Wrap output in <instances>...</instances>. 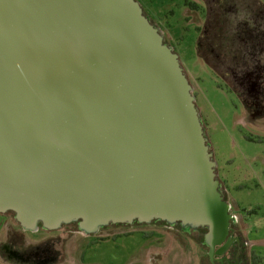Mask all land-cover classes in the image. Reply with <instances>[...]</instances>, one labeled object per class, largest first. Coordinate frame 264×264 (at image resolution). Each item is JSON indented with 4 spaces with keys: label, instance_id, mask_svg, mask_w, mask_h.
Instances as JSON below:
<instances>
[{
    "label": "water",
    "instance_id": "water-1",
    "mask_svg": "<svg viewBox=\"0 0 264 264\" xmlns=\"http://www.w3.org/2000/svg\"><path fill=\"white\" fill-rule=\"evenodd\" d=\"M179 54L138 0H0V213L25 230L235 215ZM231 239L229 240V242Z\"/></svg>",
    "mask_w": 264,
    "mask_h": 264
},
{
    "label": "rangeland",
    "instance_id": "rangeland-1",
    "mask_svg": "<svg viewBox=\"0 0 264 264\" xmlns=\"http://www.w3.org/2000/svg\"><path fill=\"white\" fill-rule=\"evenodd\" d=\"M138 1L179 54L194 88L222 190L232 204L231 211L237 215L236 228L247 241V255L252 256L253 264H264V113L256 112L253 104H245L242 97L247 101L250 97L245 96L242 84L234 79L235 67L229 66L234 47H240L238 53L242 58L245 53L251 55V65L259 58L253 54L259 37L254 41L248 33L250 26H259L257 18L264 14L254 15L246 8L253 3V11L264 12V0H234L227 9L221 8L219 16L229 21L231 32L209 43L228 54L220 57L211 55L206 44L198 50L206 16L203 0ZM189 3L197 6L191 7ZM208 35L203 34L206 43ZM218 61L224 65H218ZM228 66L232 68L230 74ZM235 71L240 73V69ZM12 220L18 224L13 216ZM4 224L0 217L2 238ZM201 237L198 231H188L180 224L153 221L110 225L92 234L73 226L43 238L27 233L25 241L32 244L51 240V246L61 252L59 255L74 264H209L208 248L201 243ZM0 264H6L2 255Z\"/></svg>",
    "mask_w": 264,
    "mask_h": 264
},
{
    "label": "flooded vegetation",
    "instance_id": "flooded-vegetation-1",
    "mask_svg": "<svg viewBox=\"0 0 264 264\" xmlns=\"http://www.w3.org/2000/svg\"><path fill=\"white\" fill-rule=\"evenodd\" d=\"M220 0H203L205 7H206V16L204 21V27L201 28L200 33L203 37V34L207 33L210 35L213 34V30L216 32L217 38H221L224 34L228 36L231 32L230 30V23L227 19H222L219 16L221 12V8L227 9L228 7L233 4L234 0H221L223 3H219ZM246 8L250 13L256 14H264L262 10L253 11V3L249 4ZM210 8H212V17L209 18V13L211 12ZM257 19L259 27L257 24L252 25L250 27L251 30L249 31V37L253 38L254 41L256 38L259 37L258 42L255 41L256 46L253 50V54L255 56L259 55V58L254 59V64L251 65V55L247 53L240 55L238 52L241 51L240 47L232 49V65L235 69H240V73L237 75L235 69H233V76L237 82H240L244 88V93L246 97H250L245 99L242 97L246 105L253 104L256 112L264 113V42L262 43V38H264V16H260ZM208 30L207 33L205 31ZM229 30V32H228ZM241 29L239 30V33ZM244 34V33H243ZM241 32V36L243 35ZM208 35V37H209ZM238 36V35H237ZM263 36V37H261ZM211 37V36H210ZM165 41H166V37ZM168 43V42H167ZM206 44L209 53L211 55H215L220 57V55H228L223 51L217 49L212 44L205 43L203 40L198 44V50H202L204 47L203 45ZM249 46L254 47L250 43ZM203 47V48H202ZM251 54V53H250ZM240 55V56H237ZM222 61V60H221ZM221 61H218V65ZM226 67L228 74L232 72V68ZM222 68H218L220 70ZM224 70V69H222ZM254 91V92H253ZM242 96V95H241ZM249 107V106H248ZM252 107V106H251ZM252 107V108H253ZM221 182V188L224 189L223 183ZM223 191V190H222ZM224 193V192H223ZM225 198L226 195L224 193ZM228 201V199H226ZM229 202V201H228ZM230 203V202H229ZM231 204V203H230ZM233 209L231 204V210ZM14 217V213L9 211L5 213H0V217L4 220V236L2 238V234H0V256L2 255L4 259V263L6 264H74V261L67 260L64 257H61L59 254L61 252L57 251L55 247L51 246V240L42 241L36 243H28L25 241L27 237V233L35 234L41 238L48 236L49 233H52L55 230H48L40 226L36 231H30L23 229L19 224H14L12 221V216ZM235 215V220H237V215ZM15 219V218H14ZM234 222L231 225V230L229 234V238L225 240L223 243L218 244L214 247L215 254L212 256L209 254L210 246L204 242V234L206 232L202 231L201 229H196L194 231L199 232V236H203V240L201 243L208 248V261L209 264H253L252 256L250 254L247 255L246 245L247 241L244 239L242 233L237 230V223ZM114 225V224H111ZM77 227L78 224H66L63 225L61 228H68V227ZM110 226V225H108ZM106 227V226H105ZM60 229V228H59ZM102 229V228H101ZM191 231V230H188ZM88 234V233H87ZM231 241L229 242V240ZM82 262V261H81ZM79 262V263H81ZM83 262L85 263V259L83 258ZM202 264V263H200ZM256 264V263H254Z\"/></svg>",
    "mask_w": 264,
    "mask_h": 264
},
{
    "label": "trees",
    "instance_id": "trees-1",
    "mask_svg": "<svg viewBox=\"0 0 264 264\" xmlns=\"http://www.w3.org/2000/svg\"><path fill=\"white\" fill-rule=\"evenodd\" d=\"M188 5H190L191 7H194V6L196 7V6H197L195 3H189ZM212 32H213V34H212V35L210 34L211 37H208V38H207V39H208V40H207L208 43H210L211 41L216 40V39L218 40L217 35H216V32H215L214 30H213ZM202 41H203V37L201 36V37H200V42H202ZM204 41H205V40H204ZM205 43H206V42H205ZM226 199H227V198H226ZM164 223H165V222H164ZM74 224L77 225V223H74ZM201 230H202V231H205V229H201ZM201 238H202V240H203V236H202Z\"/></svg>",
    "mask_w": 264,
    "mask_h": 264
}]
</instances>
